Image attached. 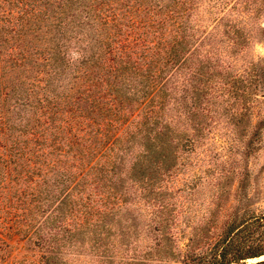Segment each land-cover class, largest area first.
<instances>
[{
    "label": "trees",
    "instance_id": "1",
    "mask_svg": "<svg viewBox=\"0 0 264 264\" xmlns=\"http://www.w3.org/2000/svg\"><path fill=\"white\" fill-rule=\"evenodd\" d=\"M262 38L264 0H0V264H264Z\"/></svg>",
    "mask_w": 264,
    "mask_h": 264
},
{
    "label": "rangeland",
    "instance_id": "2",
    "mask_svg": "<svg viewBox=\"0 0 264 264\" xmlns=\"http://www.w3.org/2000/svg\"><path fill=\"white\" fill-rule=\"evenodd\" d=\"M251 53L254 56H264V38L260 39L250 48ZM264 97V96H263ZM235 160L239 158V164H244V168L247 170L245 192L250 196L249 201L251 202L254 211L264 212V125L261 128V135L258 147L247 155L236 156ZM17 240L12 242V254L17 255L19 248L17 247ZM264 258V253L248 257L245 259L246 262H251Z\"/></svg>",
    "mask_w": 264,
    "mask_h": 264
}]
</instances>
